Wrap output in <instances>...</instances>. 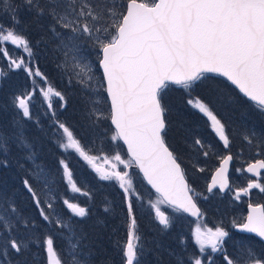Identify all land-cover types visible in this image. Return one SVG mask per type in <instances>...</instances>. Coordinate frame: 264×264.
Masks as SVG:
<instances>
[{"label":"snow or ice","instance_id":"obj_1","mask_svg":"<svg viewBox=\"0 0 264 264\" xmlns=\"http://www.w3.org/2000/svg\"><path fill=\"white\" fill-rule=\"evenodd\" d=\"M31 30L39 33L35 41ZM8 45L20 50V55H12ZM41 46L55 53L56 67L77 89L89 126L99 129L110 120V141L127 146V159L121 151L103 157L110 171L96 165L100 157L89 154L95 142L85 145L70 130L74 126L67 118L60 119L53 98L66 110L68 97L40 70L37 50ZM0 57L8 61L0 65V92L14 73L22 71L47 105L45 114H51V128L58 131V147L65 152L74 150L99 180L116 181L123 192L120 211L114 200L106 199L103 214L90 225L99 238L109 229V221L119 217L109 237L126 229V240L117 237L112 241L121 264H149L150 255L155 264H217L218 260L220 264H264V206L251 202L247 215L233 217L230 227L223 221L214 228L197 223L191 232L196 247L192 253H187L183 236L178 240L179 251L166 247L159 238L171 228L175 213L198 219L204 215L196 202L200 193L186 182L173 146L178 141L203 149L204 141L198 136L193 139L189 112L206 118L225 149L231 140L224 113H233L242 103L228 84L264 115V0H0ZM216 76L228 84L219 83ZM35 96V90L12 92L0 103V169L15 165L23 174L18 194L29 195L44 223L20 208L13 194L16 189L7 192L0 187V261L39 264L42 249L46 264H97L94 241L82 223L72 222L73 218L87 221L90 208L63 198V206L71 213L63 217L54 211L57 198H45L51 192V170L36 162L35 139L28 135V122L44 131L31 110ZM10 109L5 121L3 116ZM243 138L251 143L256 134L246 130ZM258 139L264 156V134ZM115 147L120 148L119 143ZM232 159V154L222 158L209 192L217 186V176L220 191L231 190L227 166ZM58 165L61 180L72 193L90 196L74 179L67 155ZM130 168L139 169L157 194L149 205L158 222L157 236L152 239L145 237L138 224ZM261 169L264 158L243 169L258 179L236 189L234 201L243 202L254 189L264 194ZM232 230L253 234L259 241L234 237ZM57 237L65 241L62 248L55 246ZM99 264L113 261L109 258Z\"/></svg>","mask_w":264,"mask_h":264},{"label":"trees","instance_id":"obj_2","mask_svg":"<svg viewBox=\"0 0 264 264\" xmlns=\"http://www.w3.org/2000/svg\"><path fill=\"white\" fill-rule=\"evenodd\" d=\"M29 35L31 39L35 41L38 38L39 33L35 30H31L29 32ZM92 56L93 58H95L94 53H92ZM37 59L40 70L48 77L51 82L54 83L55 87L58 90L65 92L66 96L68 97L67 109L58 110V113H60V119L65 120V118H67L68 122H70L74 126L70 130H72L74 132V135L80 138L85 145H89L91 141H94L95 143L90 144V147L93 150L98 147L100 138L101 142L106 143L104 147H106V149H111V146L107 144V138L109 137V135H111V126L109 120H105L103 122V126L99 129L89 126V122L85 118V114L82 111V105L78 99L77 89L68 83V76L56 67L55 53L41 46L37 50ZM14 75L15 76L11 77L7 85L3 86V91L0 92V101L10 93L9 90H14V92H16V88L19 89V87H21L22 91L25 88V85L23 84L26 81V75L22 71L14 73ZM215 78L221 84H228L226 81L217 76ZM11 81H13L14 84L12 83V88L8 89ZM228 87L232 89L242 101L241 105L233 110L234 114L229 112L224 113V117L226 120H228L229 123L228 131L230 132L231 140L230 148H223L222 142L219 141L218 137L212 131L210 125L206 122V118L195 111H191L188 114L189 124L193 131V139L198 136L204 141L203 149L195 146L194 143H191L186 147L182 142H173V146L175 147L181 158L180 161L183 164V168L188 172V176H192L195 179V182L198 185L202 181V179L199 180L201 175H203L204 178V173L207 174L209 172V169L215 166L214 163H217V160L215 158L216 154L218 153L222 155L224 152L229 151L232 153L233 157L240 156L242 160L251 161L252 155L249 153L253 152L251 149L253 148V141L249 143L243 138V134H246V130H253V126H258L259 129L264 133V115H261L257 111L253 110L249 106L248 101L245 100L229 84ZM34 103L35 102H33L32 105ZM241 112H244L245 114L242 116ZM4 118H8V115ZM34 118L40 120L44 129V131L41 132L35 127L32 122H28V135L35 139V150L38 153L36 162H42L45 166H47V168L51 170V192L45 198H57L55 200L54 211L62 215L63 217L71 216V213L63 206V198H68L71 202L78 203L80 206L89 207L91 210V216L87 221H81L79 218H73L72 222L76 223L78 226L82 223L84 231L89 233V240L94 241L93 248L95 249L97 254L93 257V260L96 261L97 264H99L101 260H107L111 258L113 264H121L120 256L113 248L112 241L117 237L121 240H126V229L121 228L116 236H112L111 238L109 237L111 226L119 223V217H117V219L115 220L109 221V229L107 231H103L101 237L99 238H97L93 234V230L90 228V225L97 215L103 214L102 206L104 205L106 199L114 200L116 210L117 212H119L123 199V192L119 189L118 185L115 182L99 180L96 173L93 174L90 171L88 164L82 161L79 155L74 152V150L65 152V150L60 149L57 142H55L58 131L52 130L49 119L47 117L38 118L34 116ZM101 133H106V135H102ZM209 145H212V148H215L216 150L215 153L210 152L209 155L205 156V159H201L205 162L207 169L205 171L204 169L203 171H200V169L202 168L201 166L196 169L195 162L190 167L193 171L192 175L190 168L185 161L189 159L190 148L194 149L193 155L196 157H192V160H200V156L202 157L204 150H210V148H207L209 147ZM119 150L123 152L121 146ZM64 155H67L70 159V169L74 172V179L78 182V186L82 187V190L84 191H89L90 196L85 197L79 193H72L69 190L67 184L61 180L62 169L59 168L58 161ZM259 157L264 158L261 153ZM0 174V187H3V189L7 192H12L13 189H16V192L13 194L16 195L17 204L20 206V208L26 214L30 213L36 218L37 221H40V223L43 224L44 222L40 220L38 210L30 200L29 195L26 192L22 197L18 194L20 189V181L23 178V174L18 173L15 165L7 169H0ZM138 177L139 176H137V178ZM138 179H140V177ZM142 186L145 189L146 193H151V191L147 187H145L143 183ZM199 191L203 192L204 189H201ZM149 197L148 195L133 197V201L137 207L138 224L141 230L144 232L145 237L147 239H152L153 237L157 236L158 222L154 221L153 219V210H151L150 207L145 204L146 199L148 200V204L152 200L149 199ZM144 206H146L147 208H145ZM202 209L206 214L209 222L211 224H217V221L220 218L216 215L215 211L212 210L213 208H207V206L203 205ZM203 219L199 222L193 221L185 216L183 217V220L182 218L178 220L175 219L173 221L174 225L171 226L169 231L159 238L166 247L179 251L180 246L178 240L179 237L183 236L185 238V241L187 242V253H192L196 251V249L192 245L191 232L194 229V226L197 225V223L202 225ZM87 242L88 241H85V243ZM64 243V239L57 237L55 246L57 248H62L64 246ZM33 251H36V249L33 248ZM40 257L41 258L39 260V264H46V254L42 249L40 250ZM164 260L167 262L168 257L165 256ZM148 262L149 264H155L151 255L148 257ZM0 264H3V262L0 261ZM217 264H220L219 260L217 261Z\"/></svg>","mask_w":264,"mask_h":264},{"label":"rangeland","instance_id":"obj_3","mask_svg":"<svg viewBox=\"0 0 264 264\" xmlns=\"http://www.w3.org/2000/svg\"><path fill=\"white\" fill-rule=\"evenodd\" d=\"M7 47L9 49V52L12 55L17 56V57L20 55V50L14 49V47L12 45H8ZM0 60H1V65H7V63H8L7 59H4V58L0 57ZM14 76L15 75L13 74L11 77H14ZM35 79H36L38 84L43 85V86L46 87V85H44V82L41 81L40 78H35ZM12 83H13V81H11V84L9 85L8 89L12 88ZM23 85H25V88L23 89V91H30V90H35L36 91V96H35V100H34L35 103L33 105L31 104V110H32L34 116L38 117V118H42V117H47L48 118V116H50L51 114L50 113L47 114V115L45 114L47 105L43 102L42 96L40 95V92H39V89L37 88V86L35 84H33L32 80L29 79L27 76H26V81L24 82ZM21 91H22L21 87H19V89L16 88V92L17 93H19ZM9 92L12 93V92H14V90L13 91L9 90ZM6 97L7 96H5V99H2L0 101V103H3L6 100ZM59 103L60 102L58 101L57 98H53V105L57 109V112L60 109ZM10 114H11V109L9 110L8 114H5L3 116V118L5 116H7V115H10ZM4 119L6 120L7 118H4ZM252 129L253 130H250V131H253L256 134V138L252 139V141H253V146L252 147L254 149L253 148H251V149H252L253 152L249 153V154L252 155V160L251 161L242 160L240 156L233 157L234 158L233 159L234 160V164L232 162L230 181L232 182V175L235 177V181L232 182L231 190L227 194H224V195H221L218 192L209 195V194H205V193L200 191L202 205L207 206V208L208 207L211 208V209L213 208L212 210L215 211L216 215L221 219V221H223L225 226H228V227H230V223H231V220H232L233 217L239 216V215L242 214L241 211L243 210L245 204H248L249 202H251L253 204H256L259 201V203L262 206H264V194L259 193V191L255 190V189L252 190V194L250 196L242 198L243 202H238V201H234L233 200V196L235 194V190L236 189L241 188V187H246L247 183H248V181L250 179H252V180L258 179L257 177H254V176L247 177V175L243 171V169L246 167V165L248 163L253 162V161L257 160V159H262V157H259L261 151H260V147L258 146L259 145L258 137L261 134H264V133L259 129L258 126H253ZM243 136H244V134H243ZM109 137H110V135H109ZM109 137L107 138V140L109 142V143L107 142V144H109L111 146V149H106V147H104L106 145V143L101 142V138H100L99 139L100 142L98 144V147L95 148L94 150L92 149V151L89 154L100 157L99 159H97L95 161L96 165L104 168L105 170H109L110 171L111 169L108 167L107 164H105V161H104L103 157L106 156V155L107 156L114 155L116 151H121V150H119V148L115 147V143L116 142L110 141ZM212 147H213L212 145H209V147H207V148H210V150H208L209 153L210 152L211 153H215L216 149L212 148ZM85 150L88 151V148H85ZM193 151H194V149L190 148V150H189V154H190L189 155V159L185 160L186 164L189 166V168L195 162H196V169L198 167H200V166L202 167L201 169L206 168L205 162L203 160H201V159H205L206 158L205 155L203 154L202 157L200 156V160L199 159L192 160V157H195L193 155ZM122 155H123V158L126 159L123 152H122ZM223 156L224 155H221V154L218 153V154H216V158L215 159L218 160L220 157L223 158ZM88 166L90 168V171L93 174H95L96 172L93 171L92 167L90 165H88ZM237 169H241V171H237ZM128 171L130 172V174L133 175V179H134V184H135V189H136V196H134V197H138V196H142V195H144V196L148 195V197L150 196L149 199H152L149 202V204L152 203V202H155V200L157 199V195L152 194V193L148 194V193L145 192V189L142 186L141 180L138 179L139 177L137 178L138 175L135 173V169H131L130 168V169H128ZM190 171H191V174L193 175V171H192L191 168H190ZM260 172H261V177H264V169L262 171H260ZM96 175H97V173H96ZM191 179L195 181V179L192 176H191ZM201 179H202L201 183L199 185L197 184V187H198L199 190L204 189L205 184L207 182V180L203 178V175H201V177L199 178V180H201ZM111 182H115L117 184L116 181H111ZM205 197H206V199H205ZM145 204L147 206H149L147 199L145 200ZM144 207L147 208L146 206H144ZM161 207H162V209L166 208V206H161ZM167 210H168V212H171V209H167ZM236 211H238V212H236ZM174 216H175V219L182 218V220H183V217H184L181 213H175ZM220 219L217 221V224L221 222ZM217 224H213V223L211 224L210 223V226L212 228H214ZM201 226L203 227V225H201ZM195 227L196 226H194V228ZM191 241H192V245L195 247L194 242H193L192 239H191ZM185 243H187V242L185 241ZM229 248H230V245H229ZM195 249H196V247H195Z\"/></svg>","mask_w":264,"mask_h":264},{"label":"water","instance_id":"obj_4","mask_svg":"<svg viewBox=\"0 0 264 264\" xmlns=\"http://www.w3.org/2000/svg\"><path fill=\"white\" fill-rule=\"evenodd\" d=\"M213 75H215V74H213ZM221 78H223V77H221ZM224 80H225V78H223ZM0 80H1V78H0ZM226 81V80H225ZM232 86V85H231ZM233 88H234V86H232ZM235 89V88H234ZM236 90V89H235ZM238 91V90H237ZM242 95V94H241ZM246 99V98H245ZM110 122V121H109ZM120 143H121V145L124 147V149H125V151H126V154H127V146L126 145H123V142L122 141H120ZM227 155H229V154H227ZM226 155V156H227ZM231 162V161H230ZM230 162H229V164H228V171H229V166H230ZM220 165H221V161L219 162V165H218V167L214 170V172L212 173V175H211V177H210V179H209V181H208V183H207V190H208V186L210 185V184H212V182H213V177L214 176H216V172H217V169L220 167ZM248 167V165L246 166V168ZM245 168V169H246ZM262 170V169H261ZM260 170V171H261ZM137 171H138V173L140 174V176L142 177V179H143V174L142 173H140L139 172V169H137ZM246 172V171H245ZM246 173H248V172H246ZM249 174H251V173H249ZM227 175H228V172H227ZM219 179H220V177H218L217 176V186L216 187H214L213 188V190L214 189H218V191L220 192V193H224V192H221L220 191V188H219ZM143 181H144V183L146 184V186L154 193V194H156V192H155V190L154 189H152L151 188V186L150 185H148L147 184V182L143 179ZM157 195V194H156ZM182 214H184V215H186V216H188V217H190V218H193V219H197L196 217H192V216H190V215H188L187 213H182ZM250 235H253V234H250ZM254 236V235H253ZM259 239V238H258Z\"/></svg>","mask_w":264,"mask_h":264},{"label":"bare ground","instance_id":"obj_5","mask_svg":"<svg viewBox=\"0 0 264 264\" xmlns=\"http://www.w3.org/2000/svg\"><path fill=\"white\" fill-rule=\"evenodd\" d=\"M5 99V98H4ZM110 123V122H109ZM110 126H111V124H110ZM2 173V172H1ZM1 175V174H0ZM13 179V178H12ZM12 189V188H11Z\"/></svg>","mask_w":264,"mask_h":264}]
</instances>
